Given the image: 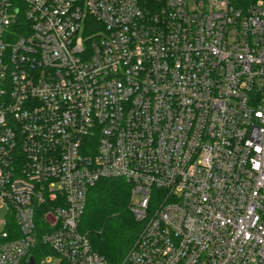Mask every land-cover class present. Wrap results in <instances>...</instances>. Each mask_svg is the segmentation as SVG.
Instances as JSON below:
<instances>
[{
    "label": "built area",
    "instance_id": "built-area-1",
    "mask_svg": "<svg viewBox=\"0 0 264 264\" xmlns=\"http://www.w3.org/2000/svg\"><path fill=\"white\" fill-rule=\"evenodd\" d=\"M100 179L121 264H264V0H0V264H109Z\"/></svg>",
    "mask_w": 264,
    "mask_h": 264
},
{
    "label": "trees",
    "instance_id": "trees-1",
    "mask_svg": "<svg viewBox=\"0 0 264 264\" xmlns=\"http://www.w3.org/2000/svg\"><path fill=\"white\" fill-rule=\"evenodd\" d=\"M128 206L129 186L123 180L100 179L87 192L78 229L109 264L122 263L142 230Z\"/></svg>",
    "mask_w": 264,
    "mask_h": 264
},
{
    "label": "rangeland",
    "instance_id": "rangeland-1",
    "mask_svg": "<svg viewBox=\"0 0 264 264\" xmlns=\"http://www.w3.org/2000/svg\"><path fill=\"white\" fill-rule=\"evenodd\" d=\"M4 217H5V209L0 207V229H1V222L3 221ZM57 263H58L57 258L55 257L51 258L50 264H57Z\"/></svg>",
    "mask_w": 264,
    "mask_h": 264
},
{
    "label": "water",
    "instance_id": "water-1",
    "mask_svg": "<svg viewBox=\"0 0 264 264\" xmlns=\"http://www.w3.org/2000/svg\"><path fill=\"white\" fill-rule=\"evenodd\" d=\"M29 264H34L32 259H30V263Z\"/></svg>",
    "mask_w": 264,
    "mask_h": 264
}]
</instances>
